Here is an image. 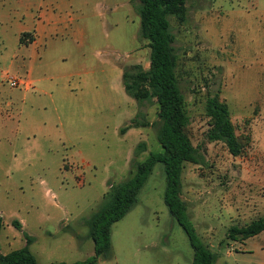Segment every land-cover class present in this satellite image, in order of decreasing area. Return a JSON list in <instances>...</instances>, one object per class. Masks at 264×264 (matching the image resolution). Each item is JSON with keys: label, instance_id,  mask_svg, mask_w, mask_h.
<instances>
[{"label": "rangeland", "instance_id": "374dc122", "mask_svg": "<svg viewBox=\"0 0 264 264\" xmlns=\"http://www.w3.org/2000/svg\"><path fill=\"white\" fill-rule=\"evenodd\" d=\"M256 2L264 5V0H186L185 22L168 18L187 133L203 158L184 165L181 197L196 236L218 254L216 264H264V235L226 238L230 226L264 217V99L259 103L264 98V14L250 11ZM140 50L139 61L124 70L148 69L146 41H140ZM4 62L0 65L9 76L24 69L10 71ZM213 92L228 104L237 134L250 139L238 157L223 143L206 140L205 100ZM28 96L18 126H0V246L3 253L20 249L25 233L33 239L29 251L38 264L82 262L93 254L84 220L98 210L109 184L128 178L124 154L132 141H122L111 124L96 126L93 144L78 147L81 155L56 142L49 145L41 133L26 130L27 115L35 117ZM38 98L44 105V97ZM141 111L150 122L158 121L154 104ZM155 132V126L144 128L146 151L137 161L161 151ZM164 186L162 165L156 164L136 204L112 225L110 255L96 264H191L192 248L163 202ZM12 221L21 222V230Z\"/></svg>", "mask_w": 264, "mask_h": 264}, {"label": "crops", "instance_id": "0c3cea01", "mask_svg": "<svg viewBox=\"0 0 264 264\" xmlns=\"http://www.w3.org/2000/svg\"><path fill=\"white\" fill-rule=\"evenodd\" d=\"M135 3L0 0V63L5 61L10 71L15 66L24 68L13 76L26 82L11 88L9 75L0 65V126L5 128L11 122L18 126L28 95L35 117L27 115L26 130L41 133L49 145L56 142L58 148L77 149L81 155L78 147L85 142L93 144L96 126L112 124L122 141H132L124 154V174L128 176L134 149L143 142L146 128L120 133L137 112V104L126 94L122 79L124 69L137 63L141 55ZM249 8L258 16L264 14V5L258 2L250 3ZM23 34L24 42H20ZM33 97L37 98L35 102ZM125 176L117 183L126 180ZM258 235H264V231ZM0 250L3 253L1 246Z\"/></svg>", "mask_w": 264, "mask_h": 264}, {"label": "trees", "instance_id": "16d2710c", "mask_svg": "<svg viewBox=\"0 0 264 264\" xmlns=\"http://www.w3.org/2000/svg\"><path fill=\"white\" fill-rule=\"evenodd\" d=\"M186 0H136L134 10L139 17L138 38L146 41L149 48V66L145 70L134 65L124 70L122 79L126 94L135 100V116L120 129L123 134L130 128L154 127L160 152L149 153L143 161L135 158L146 151V145H136L130 161L126 180L109 187L103 194L96 212L84 220L87 238L93 243V254L82 262L73 264H96L99 258H107L111 251L110 230L136 204L140 189L156 164H161L165 186L163 202L170 217L183 229L192 248L191 264H216L218 254L213 252L195 234L189 222L187 204L181 197V174L186 163L199 164L203 161L187 133L189 118L185 110L184 96L179 88L174 55V35L168 18L179 25L187 18ZM22 35L20 42H24ZM146 104L156 106L158 121L150 123L141 107ZM205 115L208 129L205 134L208 142H221L233 157L240 156L249 137L239 136L232 122L228 104L221 99L219 92L206 97ZM11 225L21 230L18 221ZM3 221L0 217V231ZM264 231V217L257 218L243 226H230L226 238L231 241H244ZM25 245L7 254L1 253L0 264H38L29 251L33 239L23 233ZM222 244V242L220 243ZM65 264V263H50Z\"/></svg>", "mask_w": 264, "mask_h": 264}, {"label": "built area", "instance_id": "2783aa9c", "mask_svg": "<svg viewBox=\"0 0 264 264\" xmlns=\"http://www.w3.org/2000/svg\"><path fill=\"white\" fill-rule=\"evenodd\" d=\"M7 79H8V84L11 88H18V87L26 85V82H24L20 78L9 76V78Z\"/></svg>", "mask_w": 264, "mask_h": 264}]
</instances>
